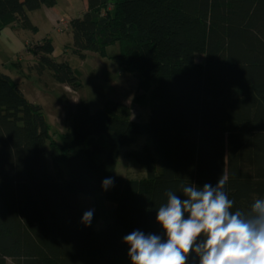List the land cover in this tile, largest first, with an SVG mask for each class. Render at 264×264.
I'll use <instances>...</instances> for the list:
<instances>
[{"label": "trees", "instance_id": "obj_1", "mask_svg": "<svg viewBox=\"0 0 264 264\" xmlns=\"http://www.w3.org/2000/svg\"><path fill=\"white\" fill-rule=\"evenodd\" d=\"M56 1L0 0V32L36 33L29 15ZM68 23L81 59L118 46L114 63L137 74L138 114L114 101L90 113L80 98L58 133L43 107L0 72V264H132L123 238L135 230L164 237L158 208L167 191L182 195V185L215 186L227 175L232 211L247 213L264 198V0H86ZM28 46L29 74L81 93L50 40ZM4 82L20 107L3 97ZM121 153L125 176L116 173ZM108 177L114 185L104 190ZM64 185L92 200L90 226L81 222L89 209ZM188 264L198 261L190 256Z\"/></svg>", "mask_w": 264, "mask_h": 264}, {"label": "rangeland", "instance_id": "obj_2", "mask_svg": "<svg viewBox=\"0 0 264 264\" xmlns=\"http://www.w3.org/2000/svg\"><path fill=\"white\" fill-rule=\"evenodd\" d=\"M85 6L86 0H57L52 8L44 7L33 12L31 18L37 27L36 33L26 32L27 37H25L24 34L16 36L14 35L16 33L7 30L0 32V72L18 84L19 90H23L21 93H25L26 98L23 97L25 101L37 103L43 107L50 125L58 133L65 130L67 120L71 117L80 98L86 100L90 113L102 108L108 101H114L131 106L133 118L138 114L137 105L132 104L137 90V74L129 73L114 63L113 59L118 53L117 45L107 47L103 56L87 52L84 59H81L72 53L70 31L68 27H64L71 19L80 17L85 11ZM56 19L63 22L60 24V30L55 26ZM11 36H16V39ZM44 39L52 42L58 53L57 60L66 62L78 74L83 86L81 93H75L65 86L62 89L59 84L53 85L48 75L36 77L28 73L27 67L34 63V55L31 51H27L26 47L29 45V48L32 47L29 50H35V44L42 43ZM195 59L199 63L203 60L200 55H197ZM28 81L33 84L25 91L22 83ZM36 82L37 86H35ZM2 88L3 97L9 103L17 107L22 105L23 101L11 92L7 83L4 82ZM57 102L61 105L58 106ZM144 110L146 114L148 107ZM39 153L40 167L47 170L50 148L44 136L40 138ZM127 163L128 161L121 153L116 167L117 175L125 176L129 168ZM64 188L76 205L92 209L90 198L79 196L70 191L66 185ZM111 206L106 204V209L110 210ZM101 223L99 221L98 228L101 227Z\"/></svg>", "mask_w": 264, "mask_h": 264}, {"label": "clouds", "instance_id": "obj_3", "mask_svg": "<svg viewBox=\"0 0 264 264\" xmlns=\"http://www.w3.org/2000/svg\"><path fill=\"white\" fill-rule=\"evenodd\" d=\"M227 180L222 175L215 186L182 185V195L167 191L156 216L165 236L135 230L123 238L132 264H188L190 256L198 264H264V198L247 213L232 211ZM113 185L112 177L102 181L104 190ZM93 213L83 214L85 226L91 225Z\"/></svg>", "mask_w": 264, "mask_h": 264}, {"label": "crops", "instance_id": "obj_4", "mask_svg": "<svg viewBox=\"0 0 264 264\" xmlns=\"http://www.w3.org/2000/svg\"><path fill=\"white\" fill-rule=\"evenodd\" d=\"M85 10V9H84ZM32 14L33 13H31L30 15H29V18H30V21H31V23H32V25H34L35 27H36V25H35V23H33V20H32ZM4 30H7V31H9V32H12V33H16V34H14V35H16V36H20V35H22V34H24L25 35V37H27V34H26V32H28V31H20V30H16V29H14V28H6V29H4ZM3 30V31H4ZM16 36H11V37H13V39H16ZM54 47V46H53ZM53 56H54V58H56L57 59V57H58V53L55 51V49H54V52H53ZM20 72H22V71H20ZM49 81H51V80H49ZM49 81H47V83L49 82ZM52 82V84L53 85H55V86H58V84L57 83H55L53 80L51 81ZM4 83H2V85H3ZM32 84L33 83H29V81L28 82H26V83H22V86L24 87V90L26 91V90H28L27 88L28 87H30V86H32ZM8 85V84H7ZM20 85H21V83H20ZM9 86V85H8ZM35 86H37V82L35 83ZM22 87V88H23ZM62 87V89H64L65 87H63V86H61ZM9 88H10V86H9ZM10 90H11V88H10ZM54 91H55V89H53ZM21 91H23V90H21ZM11 92L14 94V92L11 90ZM2 94H3V88H2ZM25 96V93L23 92V97ZM24 98H26V96L24 97ZM21 101V100H20ZM56 102V101H55ZM57 104H58V106L59 105H61V103H59V102H57ZM62 107H60V109H61ZM60 109H58L59 111H60ZM74 111V110H73ZM73 111H72V114H73Z\"/></svg>", "mask_w": 264, "mask_h": 264}, {"label": "built area", "instance_id": "obj_5", "mask_svg": "<svg viewBox=\"0 0 264 264\" xmlns=\"http://www.w3.org/2000/svg\"><path fill=\"white\" fill-rule=\"evenodd\" d=\"M61 23H63V22L60 21L59 19H56V20H55V26H56V28L59 29V30H60V24H61ZM62 25H64V24H62ZM66 26H67V24H65V27H64V28H66ZM64 28H63V29H64Z\"/></svg>", "mask_w": 264, "mask_h": 264}]
</instances>
